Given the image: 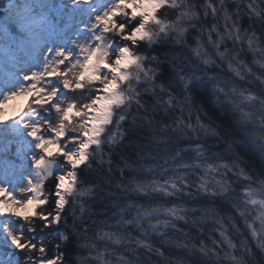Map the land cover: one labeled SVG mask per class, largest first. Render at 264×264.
Returning <instances> with one entry per match:
<instances>
[{"label":"clouds","instance_id":"obj_1","mask_svg":"<svg viewBox=\"0 0 264 264\" xmlns=\"http://www.w3.org/2000/svg\"><path fill=\"white\" fill-rule=\"evenodd\" d=\"M0 264H264V0H0Z\"/></svg>","mask_w":264,"mask_h":264},{"label":"rangeland","instance_id":"obj_2","mask_svg":"<svg viewBox=\"0 0 264 264\" xmlns=\"http://www.w3.org/2000/svg\"><path fill=\"white\" fill-rule=\"evenodd\" d=\"M1 247H3L2 243H0V255H3V250L1 249Z\"/></svg>","mask_w":264,"mask_h":264},{"label":"trees","instance_id":"obj_3","mask_svg":"<svg viewBox=\"0 0 264 264\" xmlns=\"http://www.w3.org/2000/svg\"><path fill=\"white\" fill-rule=\"evenodd\" d=\"M1 249L3 250V247H1Z\"/></svg>","mask_w":264,"mask_h":264}]
</instances>
